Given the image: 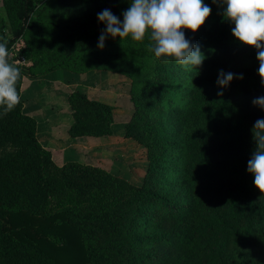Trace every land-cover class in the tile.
<instances>
[{"label":"trees","instance_id":"16d2710c","mask_svg":"<svg viewBox=\"0 0 264 264\" xmlns=\"http://www.w3.org/2000/svg\"><path fill=\"white\" fill-rule=\"evenodd\" d=\"M42 1L5 0L14 38L33 28ZM69 1L85 13L53 18L56 30L82 21L99 31L97 13L108 8L123 20L129 7L128 0ZM204 2L211 15L196 33L185 31L205 54L198 69L156 60L147 37L103 53L104 61L136 70L123 136L141 147L146 163L139 183L130 177L138 170L128 155V169L55 163L38 142L35 119L22 111V98L0 116V264H264V194L247 172L250 129L264 118L251 103L264 96L256 50L236 40L221 8ZM22 54L29 58L25 48ZM91 54L99 55L92 49L83 62ZM220 69L244 76L222 96ZM69 104L72 134L98 136L113 115L110 105L79 90Z\"/></svg>","mask_w":264,"mask_h":264},{"label":"rangeland","instance_id":"374dc122","mask_svg":"<svg viewBox=\"0 0 264 264\" xmlns=\"http://www.w3.org/2000/svg\"><path fill=\"white\" fill-rule=\"evenodd\" d=\"M38 6L45 7L36 17L34 14L36 24L35 21L31 24L34 29L26 30L20 36L22 48L29 52L20 96L22 111L36 121L39 144L50 152L58 165L78 161L82 164L106 163L104 166L110 170L122 165L128 169L129 164L123 162L128 155L134 159L131 169L138 170L130 177L139 183L145 168L141 147L123 136L134 110L131 83L136 70L117 60L103 59V53L120 50V39L109 37L105 47L100 49L98 38L105 25L99 31L95 26L86 30L87 24L79 21L72 28L64 26V31L54 29L53 18L55 20L61 14L81 16L85 13L84 9L71 6L69 0H43ZM10 25L5 0H0V36L14 38ZM39 27L43 28L42 32L37 31ZM61 30L62 35L59 34ZM89 46L99 55L95 58L91 54V60L83 62L90 54V50L85 49ZM76 57L80 61L75 62ZM76 90L112 107L111 120L101 127L100 135L70 133L74 117L69 97Z\"/></svg>","mask_w":264,"mask_h":264},{"label":"clouds","instance_id":"9594fccd","mask_svg":"<svg viewBox=\"0 0 264 264\" xmlns=\"http://www.w3.org/2000/svg\"><path fill=\"white\" fill-rule=\"evenodd\" d=\"M221 8L218 14L228 22L231 34L241 44L256 50L257 74L264 86V0H211ZM122 11L123 20L110 9L97 13V19L106 27L101 30L97 47L103 49L109 37L120 41L130 39L143 42L147 37L148 51L163 63L174 61L185 71L198 69L206 59L199 45L186 38L185 31L196 33L211 15V7L204 0H128ZM242 73L220 69L216 84L218 96L223 95L234 79H243ZM21 67L11 59L9 40L0 36V116H6L20 104L18 84ZM253 106L264 110V96L253 98ZM254 151L247 161V172L254 177L253 184L264 194V118H258L250 129Z\"/></svg>","mask_w":264,"mask_h":264},{"label":"built area","instance_id":"2783aa9c","mask_svg":"<svg viewBox=\"0 0 264 264\" xmlns=\"http://www.w3.org/2000/svg\"><path fill=\"white\" fill-rule=\"evenodd\" d=\"M22 42L21 38L18 37L14 42L9 45V50L11 54V59L19 64L20 67L28 65V61L25 56L22 54Z\"/></svg>","mask_w":264,"mask_h":264}]
</instances>
